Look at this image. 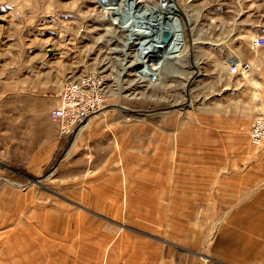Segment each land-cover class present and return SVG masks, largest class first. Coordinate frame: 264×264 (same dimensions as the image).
Wrapping results in <instances>:
<instances>
[{
    "label": "rangeland",
    "instance_id": "rangeland-1",
    "mask_svg": "<svg viewBox=\"0 0 264 264\" xmlns=\"http://www.w3.org/2000/svg\"><path fill=\"white\" fill-rule=\"evenodd\" d=\"M163 1L0 0V100L16 101L17 126L32 101L30 131L26 118L14 147L0 145V264H107L122 241L167 244L169 186L200 180L193 192L214 193L264 166L249 135L264 116L253 76H264V0H171L185 29L173 60L148 35V9ZM89 74L105 83L104 105L63 137L46 112ZM205 203L192 218L202 229Z\"/></svg>",
    "mask_w": 264,
    "mask_h": 264
},
{
    "label": "crops",
    "instance_id": "crops-1",
    "mask_svg": "<svg viewBox=\"0 0 264 264\" xmlns=\"http://www.w3.org/2000/svg\"><path fill=\"white\" fill-rule=\"evenodd\" d=\"M260 74L259 70H254L253 76L259 79V85L264 88V76ZM24 101V108L27 104V112L20 113L22 119L20 120L23 123L17 126L16 101L10 97L0 100V145L14 147L17 129L21 130L19 127L23 126V132L26 131V118L28 132L30 131L32 101L28 100L27 103L26 100ZM53 106L55 108L58 106V100H54ZM46 113L50 119V109ZM262 165L252 167L247 177L240 179L242 183L233 181L235 178L228 183L222 181L221 188L209 194L193 192L195 188H205L207 183L204 181L191 183L180 178L182 185L177 189L174 182L173 188L169 186L167 195L170 239L167 242L168 246L165 241L143 238L130 247V243L125 244L122 241L118 258L113 250L112 256L110 254L107 257L109 260L107 264H264V166ZM208 201L212 202V205L209 209L206 208L204 213L206 217H210V224L202 229V226L193 225L192 218L196 217L197 212L204 206L207 207L205 202ZM238 201L239 203H236ZM157 204L160 207L161 204ZM156 206L153 202L152 215L156 211ZM154 223H156L155 219ZM163 223L158 221V225ZM57 254L55 253V256Z\"/></svg>",
    "mask_w": 264,
    "mask_h": 264
},
{
    "label": "built area",
    "instance_id": "built-area-1",
    "mask_svg": "<svg viewBox=\"0 0 264 264\" xmlns=\"http://www.w3.org/2000/svg\"><path fill=\"white\" fill-rule=\"evenodd\" d=\"M254 46L264 47V37L256 38ZM230 70L233 74H246L250 71V66L245 63H234ZM104 89L105 83L94 74L85 75L64 86L58 99V106L50 114L51 120L58 125L61 136H72L89 125L92 117L104 105L106 99ZM249 135L253 146L264 147V116L252 123Z\"/></svg>",
    "mask_w": 264,
    "mask_h": 264
},
{
    "label": "bare ground",
    "instance_id": "bare-ground-1",
    "mask_svg": "<svg viewBox=\"0 0 264 264\" xmlns=\"http://www.w3.org/2000/svg\"><path fill=\"white\" fill-rule=\"evenodd\" d=\"M117 1L118 0H116V2ZM163 2L167 3L165 7L160 5V7L148 9L154 19L153 23L148 26V35L153 38V40L150 41L152 43L151 50L158 55H162L164 59L173 60L181 55L185 38V29L180 19L181 10L179 6L176 5L177 2L175 3L171 0H164ZM157 14H160V16ZM170 17L178 18L180 25L177 26L176 24L179 23L174 21H172V24H169L167 20ZM164 33H170L172 36L168 42H164L163 40Z\"/></svg>",
    "mask_w": 264,
    "mask_h": 264
},
{
    "label": "water",
    "instance_id": "water-1",
    "mask_svg": "<svg viewBox=\"0 0 264 264\" xmlns=\"http://www.w3.org/2000/svg\"><path fill=\"white\" fill-rule=\"evenodd\" d=\"M163 37H164V39H163L164 42H168L171 39L172 36H171L170 33H164ZM151 76L154 77L153 79H156V75L155 74L152 73Z\"/></svg>",
    "mask_w": 264,
    "mask_h": 264
}]
</instances>
